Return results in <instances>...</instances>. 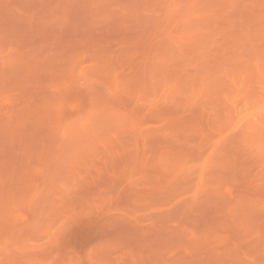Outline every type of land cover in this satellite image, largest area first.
Masks as SVG:
<instances>
[{"label":"rangeland","instance_id":"374dc122","mask_svg":"<svg viewBox=\"0 0 264 264\" xmlns=\"http://www.w3.org/2000/svg\"><path fill=\"white\" fill-rule=\"evenodd\" d=\"M0 264H264V0H0Z\"/></svg>","mask_w":264,"mask_h":264}]
</instances>
